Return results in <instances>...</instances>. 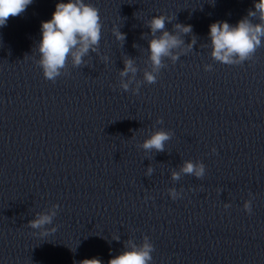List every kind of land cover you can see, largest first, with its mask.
<instances>
[{
    "label": "water",
    "instance_id": "water-1",
    "mask_svg": "<svg viewBox=\"0 0 264 264\" xmlns=\"http://www.w3.org/2000/svg\"><path fill=\"white\" fill-rule=\"evenodd\" d=\"M58 2L33 0L0 27V264H108L145 239L150 264H264V39L251 59L223 64L208 36L254 0H84L99 10V48L53 82L38 44ZM156 15L183 43L153 72ZM127 58L137 72L122 77ZM159 130L171 137L163 152L140 147ZM185 161L204 176L180 172ZM51 211V225L28 226Z\"/></svg>",
    "mask_w": 264,
    "mask_h": 264
},
{
    "label": "clouds",
    "instance_id": "clouds-1",
    "mask_svg": "<svg viewBox=\"0 0 264 264\" xmlns=\"http://www.w3.org/2000/svg\"><path fill=\"white\" fill-rule=\"evenodd\" d=\"M32 3L33 0H0V27L6 26L10 17H17L24 13ZM250 17L258 19L259 22L253 23ZM166 22L170 23L171 19L165 15H156L147 24L152 36V39L148 41V52L153 72L163 66L162 61L165 57L178 59V56L173 55V49L183 43L178 35L166 30ZM175 28L185 35L192 32L191 25L176 24ZM101 31L99 10L92 4L85 3L84 0L58 2L52 18L41 22V40L38 44L40 58L37 63L45 79L54 82L65 68L69 58L74 67L81 66L84 63L83 58L90 51L96 52L99 48ZM157 33L160 35L157 36ZM113 34L121 42L126 38L125 33L118 28L113 29ZM208 36L211 40V55L214 60L223 64H235L251 59L264 39V0H254V10L249 9L247 16L234 26L226 21L210 24ZM193 44H195L194 38L188 47L191 48ZM104 59L107 60V57ZM136 72L134 61L131 58L125 59L120 75L125 77L129 73ZM153 72L144 73V79L149 84L156 82ZM121 87L127 91L129 85L122 82ZM170 138V134L166 131H155L143 141L140 147L148 152H163L165 143ZM151 172L152 169L149 168L148 173ZM180 172L201 178L204 176L205 167L202 163L185 161ZM172 178L178 180L180 173L173 172ZM244 210L248 214L252 213L251 201L245 203ZM55 215V211L37 214L28 222V226L31 229H43L46 225L52 224ZM52 231L54 232L55 229ZM114 239L119 238L114 237ZM153 251V245L145 239L140 246L129 244V250L109 259L108 264H150ZM81 264H101V261L96 258L85 259L81 261Z\"/></svg>",
    "mask_w": 264,
    "mask_h": 264
}]
</instances>
